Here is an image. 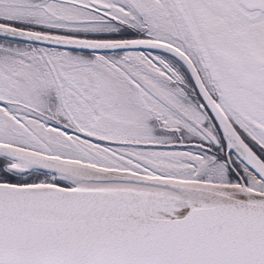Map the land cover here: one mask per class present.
Listing matches in <instances>:
<instances>
[{
  "label": "snow or ice",
  "instance_id": "6c2138e0",
  "mask_svg": "<svg viewBox=\"0 0 264 264\" xmlns=\"http://www.w3.org/2000/svg\"><path fill=\"white\" fill-rule=\"evenodd\" d=\"M0 264H264V0H0Z\"/></svg>",
  "mask_w": 264,
  "mask_h": 264
}]
</instances>
